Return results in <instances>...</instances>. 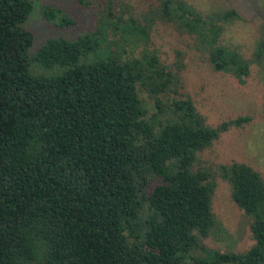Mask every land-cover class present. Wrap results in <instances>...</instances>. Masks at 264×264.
Returning <instances> with one entry per match:
<instances>
[{
	"label": "trees",
	"instance_id": "obj_1",
	"mask_svg": "<svg viewBox=\"0 0 264 264\" xmlns=\"http://www.w3.org/2000/svg\"><path fill=\"white\" fill-rule=\"evenodd\" d=\"M33 2L0 0V264H264V180L245 164L220 166L218 175L250 217L253 245L241 253L204 246L216 182L197 153L250 118L212 128L188 98L164 106L158 96L176 73L155 56L119 53L154 24L125 19L124 2L117 14L107 6L92 32L49 38L30 55L24 24ZM148 12L190 33L208 24L178 0ZM41 14L56 23L62 13L47 6ZM109 34H120L122 46ZM210 54L215 70L248 76L237 51L215 46ZM263 59L264 38L254 61ZM141 92L154 99L150 117Z\"/></svg>",
	"mask_w": 264,
	"mask_h": 264
},
{
	"label": "rangeland",
	"instance_id": "obj_2",
	"mask_svg": "<svg viewBox=\"0 0 264 264\" xmlns=\"http://www.w3.org/2000/svg\"><path fill=\"white\" fill-rule=\"evenodd\" d=\"M87 1L84 6L77 0H34L32 13L24 24L33 35L30 55L49 38L73 40L92 32L104 21L107 6L117 14L121 2L127 7L125 19L132 15L144 26L154 23L149 32L147 29L146 40L133 38L119 53L125 59L155 56L163 67L176 73L177 79L169 91L158 96L164 106L188 98L212 128L239 117L250 118L239 128H229L210 147L197 153V164L209 168L216 182L212 198L215 227L204 241L205 248L222 253L247 251L253 245L251 219L233 203L230 186L220 178L218 168L231 163L245 164L264 180V59L254 61L258 44L264 38V0H178L208 21L200 34L180 29L178 24L158 23L157 15H149L148 11L155 10L160 0ZM47 6L61 11V16H66L71 24L58 25L61 16L56 23L46 21L41 10ZM231 11L236 16L229 20L216 17ZM144 17L148 18L145 22ZM203 32L206 37L201 36ZM119 35L109 34L107 41L122 46ZM215 46L235 50L249 62V74L242 82L230 72L214 69L210 53ZM140 98L150 117L155 113L154 99L145 92L140 93ZM194 253L204 256L201 251Z\"/></svg>",
	"mask_w": 264,
	"mask_h": 264
}]
</instances>
